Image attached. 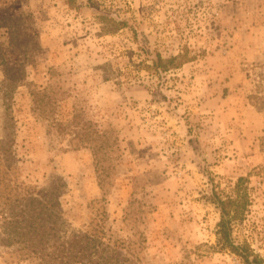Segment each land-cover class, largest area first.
Returning <instances> with one entry per match:
<instances>
[{
  "label": "rangeland",
  "instance_id": "374dc122",
  "mask_svg": "<svg viewBox=\"0 0 264 264\" xmlns=\"http://www.w3.org/2000/svg\"><path fill=\"white\" fill-rule=\"evenodd\" d=\"M7 10L28 40L0 27L18 78L10 110L0 85V264H53L57 200L61 235L103 237L115 264H244L217 243L209 176L248 192L233 237L264 264V0H0ZM102 15L126 25L104 30ZM156 53L193 59L158 76Z\"/></svg>",
  "mask_w": 264,
  "mask_h": 264
},
{
  "label": "trees",
  "instance_id": "16d2710c",
  "mask_svg": "<svg viewBox=\"0 0 264 264\" xmlns=\"http://www.w3.org/2000/svg\"><path fill=\"white\" fill-rule=\"evenodd\" d=\"M76 1L77 0H67L68 4L71 6H75ZM100 17L106 18V16L103 15ZM106 19H109L110 24L109 26H104V30L110 26L121 28L126 25L125 20H116L114 17H107ZM18 20L9 10L0 12V27L6 26L7 29H10V39L16 47L25 45L26 40L24 37L28 40V35L25 33L26 28H23L22 33L20 31V23ZM192 59L193 56H190L187 53H181L169 57H164L162 54L156 53L152 58L153 64L147 65V68H149L153 74L161 76L163 71L177 68L184 62ZM6 62H8V60L5 59L0 62L6 66L5 77L1 80L0 85L3 90V98L6 101V109L10 110V102L13 98L12 91L14 86H16V79L18 78L15 77L16 72H13L14 67L7 66L8 64ZM37 94L41 95L43 92L36 91L33 93L34 100ZM6 118L7 123L12 122L13 120V117L9 112L6 113ZM241 180L242 179L240 178V181ZM209 182L210 200L220 211V220L217 224L216 231L218 245H220L221 248L228 249L239 255L244 264H261L263 259L260 256L255 254L246 244L236 243L233 237L234 223L244 219L248 207L251 204V198L249 197L248 192L242 193L238 190L235 193L222 194L215 188L214 180L211 176H209ZM60 205L61 203L57 200L54 204L55 209L53 211L55 221H58V229L54 234V253L51 259L54 261L53 264H115L114 262L118 260L116 249L105 244L102 240L103 237L96 236L95 234L92 235L89 232L80 229H69V227V234L64 236L61 235L60 231H62V228H60V226L63 224V212Z\"/></svg>",
  "mask_w": 264,
  "mask_h": 264
}]
</instances>
